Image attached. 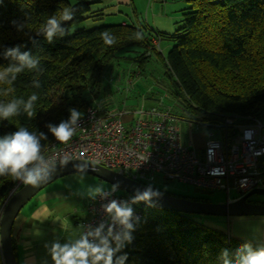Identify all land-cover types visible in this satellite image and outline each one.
I'll return each instance as SVG.
<instances>
[{"label": "trees", "instance_id": "trees-1", "mask_svg": "<svg viewBox=\"0 0 264 264\" xmlns=\"http://www.w3.org/2000/svg\"><path fill=\"white\" fill-rule=\"evenodd\" d=\"M188 1L191 5L182 14V25L169 35L174 44L163 55L157 50L158 39L163 36L152 35L134 24L83 27L70 33L72 25L102 16L92 6L97 0H0V67L9 63L3 58L4 50L22 45L21 51L39 57L43 68L42 73H20L12 86L15 91L7 96L0 93L3 102L21 97L26 100L33 93L39 97L33 118L21 113L0 121V137L25 127L47 135L41 140L44 149L54 139L47 125L66 120L70 108L83 112L86 106L94 105L90 89L100 87L103 71L125 59L121 52L127 50L137 52L127 59L132 77L144 73L152 54H156L163 66L160 76L164 81L156 83L178 106V112L170 107L181 120L215 123L230 114L242 123L251 118L263 120L264 0ZM65 7L76 9L74 19L62 24L68 34L48 43L36 33L48 17L59 15ZM13 21L25 24L24 29L17 30ZM104 31L115 37L112 46L104 44ZM137 35L142 39H136ZM33 79L40 81V88L32 87ZM4 87L0 85V89ZM14 183L11 177H0V209ZM141 208L143 217L133 233L134 239L123 250L128 257L125 264H223L221 253L225 249L234 260L236 250L246 242L254 249L264 246L198 223L193 215L199 214L154 205L143 204ZM12 244L16 256L13 235ZM0 264H4L1 249Z\"/></svg>", "mask_w": 264, "mask_h": 264}, {"label": "built area", "instance_id": "built-area-1", "mask_svg": "<svg viewBox=\"0 0 264 264\" xmlns=\"http://www.w3.org/2000/svg\"><path fill=\"white\" fill-rule=\"evenodd\" d=\"M75 134L67 144L55 138L42 149V154L55 163L83 160L102 165L141 183L153 186L157 175L206 189H221L227 200L237 199L252 189H264V121L251 118L238 122L234 114L224 115L215 123H192L207 129L202 150L182 143L180 118L171 107L160 103L147 110H111L101 104L83 110ZM187 122V121H186ZM220 132L216 138L214 131ZM23 183L15 181L8 198ZM107 191V190H105ZM113 193L108 199L91 200L87 216L79 225H97L106 219L102 205L111 199L130 201L126 192ZM234 191L235 196H230ZM144 202L132 204L139 220Z\"/></svg>", "mask_w": 264, "mask_h": 264}, {"label": "clouds", "instance_id": "clouds-1", "mask_svg": "<svg viewBox=\"0 0 264 264\" xmlns=\"http://www.w3.org/2000/svg\"><path fill=\"white\" fill-rule=\"evenodd\" d=\"M75 8L65 7L59 15L48 17L37 35H42L48 43L53 42L56 36L68 34V28L62 24L74 19ZM17 30H23L25 24L13 21ZM105 45L112 46L116 40L108 31L101 33ZM136 39H142L137 35ZM34 44L36 40L32 41ZM22 45L4 50L3 58L8 60L7 66L0 67V85L6 86L0 89V93L7 96L15 91L13 84L20 73L26 70L42 73L40 59L29 51H21ZM40 81L33 79L32 87L40 88ZM38 94H31L24 98H13L7 102L0 101V121H8L14 116L25 113L29 118L35 115L34 105L38 100ZM69 117L58 124H48V132L55 140L67 144L76 132L78 121L82 113L70 108ZM47 139L45 133L30 132L25 127H19L15 132L0 137V177H11L25 185L34 187L47 182L56 172V163L42 154L41 140ZM66 164L67 161L61 162ZM83 170V168H81ZM120 186V182L113 183L107 191L103 185L91 187L88 197L95 200L96 197L108 199ZM79 194V193H78ZM160 193L150 185L144 190L137 189L130 201L109 200L103 204V212L106 219H102L97 225L82 226L78 238L64 243L54 241L46 245L52 264H125L127 253L123 250L132 243L133 233L137 229L139 217L136 216L132 204L144 202L151 206L153 198H158ZM223 264H264V246L253 248L250 242L241 245L235 252V259L229 258L228 250L221 253Z\"/></svg>", "mask_w": 264, "mask_h": 264}, {"label": "rangeland", "instance_id": "rangeland-1", "mask_svg": "<svg viewBox=\"0 0 264 264\" xmlns=\"http://www.w3.org/2000/svg\"><path fill=\"white\" fill-rule=\"evenodd\" d=\"M185 2L187 3L185 7H189L191 5L190 1L188 0ZM183 12H185V9L180 11L181 15L179 18L173 20L126 22L131 25L134 24L135 26L143 27L151 31L152 35H156V33L162 35L163 37L158 39L159 46L157 50L163 55H166L174 44L169 35L175 33L176 30L182 25L181 20L183 18ZM106 14L107 12L103 15V17H97V19L93 21L86 20L84 22L74 24L70 27L69 32L72 33L77 28H93L105 24H116L120 22L118 21V16L111 18ZM175 14H177V12H175ZM136 53L128 50L122 51L121 56H125L126 58H122V61L108 66L103 71L100 87L95 90L93 88L90 89L92 90L90 95H92L91 100L93 103L101 104L109 109H132L136 111L139 109L147 110L150 107L157 105L160 101L162 105L169 107L172 106L175 111L178 112V106L176 104L173 105V103L170 102L167 94L163 91V88L156 83V81L159 79L163 83L164 81L160 76L163 73V66L155 53L152 54L150 62L148 65H146L145 72L132 77L131 72L133 71L129 72L130 69L128 65L130 61L127 59H129L128 57H133ZM177 125L179 127L182 143H188L193 140L196 133L202 134L204 140L206 138L207 129H198L196 125L190 124L181 119L178 120ZM214 134L216 138H220L221 136L220 132L216 130L214 131ZM97 185H103L105 190H108L111 187L110 183L103 181L91 174L83 172L71 173L59 177L38 191L22 207L16 218V223L19 217L29 210L32 203H35L40 198L46 197L48 193V206L53 207L55 211L64 214L65 220L70 222L71 225L75 227L76 221L83 216L84 209L92 200L87 195L89 189ZM153 186L173 194H180L190 197H204L211 202H223L226 200V193L221 189L210 190L174 180L164 181L159 175L155 177ZM118 192L121 193L122 190L119 189ZM235 195L236 194L234 191L230 192V196L234 197ZM251 199L264 202V195L254 194L251 196ZM248 217L254 216L225 217L203 214L193 215L194 220L198 223L222 231L231 237L260 243L256 241V238H264V235L260 236L263 233L260 228L261 224H259L260 227H254V236L258 237H253V239L246 238L241 234L233 233L230 230V221L232 219Z\"/></svg>", "mask_w": 264, "mask_h": 264}, {"label": "crops", "instance_id": "crops-1", "mask_svg": "<svg viewBox=\"0 0 264 264\" xmlns=\"http://www.w3.org/2000/svg\"><path fill=\"white\" fill-rule=\"evenodd\" d=\"M186 0H97L94 10L108 17L118 16L119 23L126 21H167L179 18L180 11L188 8ZM177 12V14H175ZM145 13V14H144ZM180 13V14H179ZM183 14V13H182ZM140 27V26H139ZM152 41H156L155 38ZM134 49H136L134 47ZM196 149L202 150L204 139L202 134L196 133L190 142ZM187 144V143H186ZM87 207L83 218L87 216ZM18 216V215H17ZM64 214L48 206V193L46 197L32 203L29 210L21 215L12 228V235L16 245V259L18 264H52L46 245L54 241L64 243L78 238L81 228L79 218L76 226L64 218ZM17 218V217H16ZM261 224V227L259 226ZM255 228L260 227L264 235V216H254L230 221V230L233 233L244 235L253 239ZM246 231V232H245ZM254 241V240H253ZM264 243V238H256Z\"/></svg>", "mask_w": 264, "mask_h": 264}, {"label": "water", "instance_id": "water-1", "mask_svg": "<svg viewBox=\"0 0 264 264\" xmlns=\"http://www.w3.org/2000/svg\"><path fill=\"white\" fill-rule=\"evenodd\" d=\"M56 166V172L47 182L42 183L37 187L23 185L8 198L0 218V249L4 264H18L12 244V228L20 210L38 191L43 189L55 179L71 173H88L110 183L111 185L116 181H119V189L131 195H134L137 189L142 191L149 186L117 173L114 170L89 161L69 160L66 164H62L61 162L56 163ZM81 168H83V170H81ZM152 188L158 191L160 196L158 198H153L151 205L159 206L172 211L187 214H203L225 217L264 216V203L249 200V198L254 194L264 195V189H252L245 195L234 200L226 199L223 202H211L172 195L157 188Z\"/></svg>", "mask_w": 264, "mask_h": 264}, {"label": "flooded vegetation", "instance_id": "flooded-vegetation-1", "mask_svg": "<svg viewBox=\"0 0 264 264\" xmlns=\"http://www.w3.org/2000/svg\"><path fill=\"white\" fill-rule=\"evenodd\" d=\"M249 200H250V201H256V200L251 199V197L249 198ZM257 202H258V201H257ZM259 202H261V201H259ZM263 203H264V202H263Z\"/></svg>", "mask_w": 264, "mask_h": 264}]
</instances>
